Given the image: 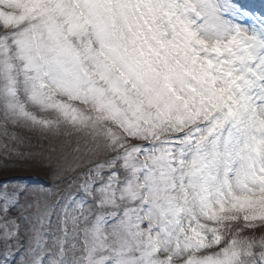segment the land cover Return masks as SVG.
I'll return each mask as SVG.
<instances>
[{"label": "snow or ice", "instance_id": "6c2138e0", "mask_svg": "<svg viewBox=\"0 0 264 264\" xmlns=\"http://www.w3.org/2000/svg\"><path fill=\"white\" fill-rule=\"evenodd\" d=\"M0 264H264V0H0Z\"/></svg>", "mask_w": 264, "mask_h": 264}, {"label": "rangeland", "instance_id": "374dc122", "mask_svg": "<svg viewBox=\"0 0 264 264\" xmlns=\"http://www.w3.org/2000/svg\"><path fill=\"white\" fill-rule=\"evenodd\" d=\"M13 175L20 177L22 179H26V180H37V179L42 180L43 179L42 173H40L36 170L21 171V172L13 173Z\"/></svg>", "mask_w": 264, "mask_h": 264}]
</instances>
